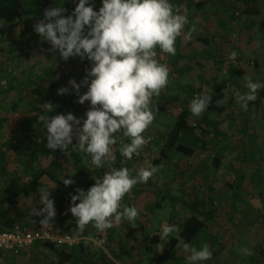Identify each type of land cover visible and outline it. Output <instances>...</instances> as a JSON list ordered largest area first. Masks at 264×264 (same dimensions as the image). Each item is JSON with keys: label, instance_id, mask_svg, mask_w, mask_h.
<instances>
[{"label": "rangeland", "instance_id": "1", "mask_svg": "<svg viewBox=\"0 0 264 264\" xmlns=\"http://www.w3.org/2000/svg\"><path fill=\"white\" fill-rule=\"evenodd\" d=\"M27 1L23 0L25 6ZM171 1L188 20L198 2L210 1L212 9L204 10L195 19L196 28L190 36L192 41H183L182 44L176 41L175 56L157 50L158 61L169 68V84L152 99L151 108L157 111L153 124L144 133L146 145L139 156L134 155L130 160L124 158L126 165L132 162L141 167L155 166L166 135L181 112L180 106L189 108L196 95H212L211 104L224 106L226 111L222 115L211 114V120L218 122L216 128L203 126L197 129V136L206 146L199 142L192 158L180 156L172 159L166 164L165 171L161 169L148 181L154 184L151 190L143 187L144 194L135 198L134 186L125 195L122 204L138 207L140 215L134 225L122 220L108 229L104 255L111 264H159V261L160 264H185L190 253L185 251L184 244L165 253L166 241L151 245L150 240L161 232L165 223L179 227V223L191 215L184 202L187 204L195 191L208 190L213 191L216 214L207 222V229L189 244L190 247L200 249L205 243L211 246L214 256L206 264H264V257L256 253L260 246H264V88L258 91L257 100L249 102L247 111L240 108L233 91H247L243 79L246 75L253 81L264 83V0ZM77 3L78 0H52L49 9L57 6L74 8ZM93 6L99 11L102 0H94ZM232 15L235 19L230 21ZM41 20L44 16L34 18L23 13L13 27L0 21V154L5 153L7 158L6 170H2L0 164V192L16 168L28 181L30 175L24 167L42 164L25 150L19 153L9 148L11 143L19 146L17 141L28 142L32 136L38 141L47 140L44 126L22 124L25 116H38L32 105L48 112L43 105L49 104L51 81L60 84L59 88L67 87L73 79L81 83L87 76L86 70L92 66L90 61L80 57L65 61L58 51L52 50L50 42H42L34 31V25ZM184 36L188 39V34ZM200 36L209 40L208 46L198 41ZM232 52L238 56V64L233 67L237 74L234 80L230 79L232 66H225L226 58ZM188 62L190 69H183ZM227 80L230 84L223 89ZM38 89L46 94L36 103ZM86 91L87 87L82 86L80 95ZM223 96L224 102L217 104ZM79 106L81 113L76 117L86 119L90 102L79 103ZM202 118L203 115H192L191 124L198 125ZM121 141L129 142L121 136L119 146ZM76 144L78 141L74 136L73 145L68 149L70 155L61 150L58 163L60 183L47 178L42 180L41 190L50 192L57 212L45 227L91 239L97 230L91 224L83 231L78 229L76 218L70 212L71 195L76 194L77 189L87 191L95 185L94 177H102L109 168L107 165L96 168L86 153L72 151ZM215 160L220 162L217 167ZM139 169L129 166L132 176L138 174ZM63 179H72L74 183L66 186ZM236 179L242 181L241 187L235 183ZM156 201L162 202V208L154 206ZM33 207H44L40 196L23 199L13 216L35 229L43 226L40 221L44 216H32ZM244 248L249 249L251 255H245ZM51 262L41 247L0 260V264Z\"/></svg>", "mask_w": 264, "mask_h": 264}, {"label": "clouds", "instance_id": "2", "mask_svg": "<svg viewBox=\"0 0 264 264\" xmlns=\"http://www.w3.org/2000/svg\"><path fill=\"white\" fill-rule=\"evenodd\" d=\"M93 3L94 0H78L72 14L66 17L64 7L47 9L44 20L34 25V31L42 42H50L52 50L58 51L65 61L80 57L92 64L81 83L74 79L69 82L77 94L82 86L87 87L78 99L80 104L90 102L87 118L78 119L69 113L51 119L39 116V119L47 130L48 149H59L70 155L68 149L75 136L78 144L72 151L86 153L96 168L108 166L102 177H94V186L87 191L77 189L71 195L70 207L80 231L91 224L103 233L122 220L135 224L140 210L122 204V200L134 186L148 183L160 170L159 166L141 167L137 176H131L127 167L112 166L116 160L114 146L118 143L117 134H122L129 142H120L121 156L130 160L140 155L147 143L144 133L156 118L152 99L169 84V68L158 61L157 50L175 56L176 41L184 36L189 21L174 9L171 0H102L99 11L94 10ZM229 58H234V54ZM243 79L247 91H233L240 108L247 111L249 102L257 100L264 83L253 81L247 75ZM68 91L64 87L58 94ZM224 100L223 96L217 104ZM211 103L212 95H199L190 101L189 111L194 117H201ZM43 107L50 113L54 110L51 103ZM63 183L68 186L74 181L63 179ZM40 203L44 207H33L31 215L44 216L40 223L45 227L57 215L49 191H40ZM178 232L177 226L165 223L159 239L168 241ZM183 247L190 253L185 264H206L214 256L207 243L200 249L188 243ZM242 251L251 255L247 248Z\"/></svg>", "mask_w": 264, "mask_h": 264}, {"label": "trees", "instance_id": "3", "mask_svg": "<svg viewBox=\"0 0 264 264\" xmlns=\"http://www.w3.org/2000/svg\"><path fill=\"white\" fill-rule=\"evenodd\" d=\"M215 1V0H213ZM173 7L174 3L171 1ZM210 1L206 2H198L195 6V11L193 12V16L190 20H188V24L185 26L184 34L193 33L194 28H196L195 19L201 16L202 12L206 9L209 11L212 9L210 6ZM52 4V0H28L26 6L24 5L23 0H0V21L5 22L10 27L16 25L17 21L22 17L23 13H26L28 16L39 18L44 16L45 10L49 9ZM66 11L64 16L71 15L74 11V8L65 7ZM175 9V7H174ZM235 19L234 15L230 18V21ZM189 39V40H188ZM186 36H182L178 38L179 44H182L183 41H192L191 38ZM198 41L204 45H209V40L200 36ZM191 42L190 44H192ZM183 59V57L181 58ZM185 60V59H184ZM187 60V59H186ZM88 61V60H87ZM191 65L189 62L185 64L183 69H190ZM230 79L234 80L237 76L236 69L231 68ZM229 80V79H228ZM225 81L223 89H227L230 84L229 81ZM77 82V81H76ZM79 83V82H77ZM55 81H51L49 91V103L54 106V110L50 112H46L42 108L32 105L33 111L37 112L38 116H25L23 120V125H35V126H43V122L40 121L39 116L48 117L51 119L52 117L60 114H73L75 117L77 114L81 113V109L79 106V94H77L76 90L72 88L71 84L67 86L69 91L65 94H58L59 88ZM43 89V88H41ZM38 89L35 94L38 95L36 97L35 102L42 101L45 91ZM179 108V106H177ZM180 113L175 118L173 125L169 129L168 134L165 138V145L160 152L159 158H157L154 162L155 166H159L160 170L165 171V166L172 159L178 157H186L192 158L195 155V152L198 150V143H202L203 146H206L204 142H202L199 136H197V129L205 127H214L218 126V122H213L210 116L212 113L223 114L226 111V107L224 106H215L214 104H210L209 109L203 114V118L201 119L198 125L193 126L191 124L192 113L189 111V108L180 106ZM87 113V112H86ZM85 113V114H86ZM120 138L122 134H117ZM36 136H32L28 142L25 141H17L19 142V146L15 143H11L10 147L16 152H24L27 151L31 154L32 159H39L42 161L40 165H26L24 170L26 173L30 175L28 181L25 180L22 172L18 168H16L13 173L10 175L9 179L5 182L3 190L0 192V232H8L12 229L14 223H22L27 225L26 223L21 222L18 218L13 216V212H15L23 199L28 198L30 196H40V191L42 189V180L47 178L51 182L60 183L58 180V171H59V160L61 158V150L57 149L51 151L46 147L47 140L38 141ZM120 146H114L116 160L114 161L115 167L120 168L124 167L123 157L119 152ZM78 156V155H77ZM80 158V157H79ZM78 158V160H79ZM7 158L5 153L0 154V164L2 170L7 169ZM46 161V162H45ZM215 166H219L220 162L218 160L214 161ZM167 169V168H166ZM159 170V171H160ZM157 174V173H156ZM155 174V175H156ZM237 180V181H236ZM235 183L241 187L242 181L236 179ZM143 187H154L153 183L140 184ZM143 190H140L136 193V197L141 196ZM161 193V192H159ZM213 191H195L189 198V202L184 205H187L189 210L191 211V215L182 220L179 223V232L174 233L169 237V240L166 241L165 253L170 251H174L179 245L184 243L192 244L196 241L199 235L207 229V222L215 217L216 211L214 210V202H213ZM162 195H165L161 193ZM173 199V198H171ZM174 200V199H173ZM154 206L157 208H162V202L156 201ZM28 226V225H27ZM29 227V226H28ZM31 228V227H29ZM32 229V228H31ZM161 242L159 239V234H155L153 238L150 240L151 245H157ZM43 253L49 257L52 262L51 264H111L108 261V258L104 255L103 250H97L94 248L93 244L88 240H82L80 244H78L74 248H57L53 244H43L41 245ZM94 249V251H93ZM256 253L259 256L264 257V246H260ZM160 264V261H159Z\"/></svg>", "mask_w": 264, "mask_h": 264}, {"label": "built area", "instance_id": "4", "mask_svg": "<svg viewBox=\"0 0 264 264\" xmlns=\"http://www.w3.org/2000/svg\"><path fill=\"white\" fill-rule=\"evenodd\" d=\"M234 54V58L229 57ZM238 64V56L232 52L225 61L226 68ZM197 97V95L195 96ZM194 97V98H195ZM193 98V99H194ZM109 239V231L97 232L95 237L84 239L68 232L60 233L52 228L40 226L35 229L29 228L22 223H14L10 231L0 232V260L18 256L23 252H30L34 248L41 247L43 244H53L57 248H74L82 240L90 241L97 250L105 251V244Z\"/></svg>", "mask_w": 264, "mask_h": 264}, {"label": "crops", "instance_id": "5", "mask_svg": "<svg viewBox=\"0 0 264 264\" xmlns=\"http://www.w3.org/2000/svg\"><path fill=\"white\" fill-rule=\"evenodd\" d=\"M157 158H158V157H157ZM157 158H156V159H157ZM126 161H127V160H126ZM126 163H127V162L124 161V157H123V164H124V167H127L128 169H129V166H131V167L133 166V167H136V168H138V169L141 167V166H139L138 164H134V165H133L132 162H130L129 166H127ZM114 166H115V165H114ZM130 175H131V174H130ZM137 175H138V174L135 173V175H134L133 177H135V176H137ZM131 176H132V175H131ZM135 188H136V190H135V198H137V197H136V193L139 192L140 190H143V188L140 186V184L136 185ZM143 191H144V190H143ZM144 192H145V191H144ZM144 192H142V194H144ZM142 194H141V195H142Z\"/></svg>", "mask_w": 264, "mask_h": 264}]
</instances>
